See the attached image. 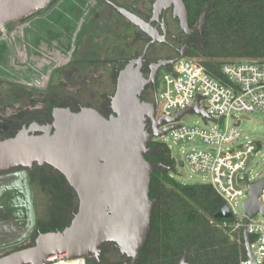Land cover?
I'll use <instances>...</instances> for the list:
<instances>
[{"label":"water","instance_id":"water-1","mask_svg":"<svg viewBox=\"0 0 264 264\" xmlns=\"http://www.w3.org/2000/svg\"><path fill=\"white\" fill-rule=\"evenodd\" d=\"M52 1L0 0V30L32 17ZM171 5H174V18L187 32L182 0H156L152 21ZM209 6H205L198 19L200 29L205 25ZM129 19L155 39L149 25L135 17ZM177 59L158 67H168ZM140 64V59L131 61L118 72L115 91L109 97V116L104 117L92 108L72 112L69 108L55 107L50 124H32L0 140V175L33 165L48 166L65 179L78 202L67 227L39 234L34 245L2 256L0 264H52L58 258H85L96 264H110L100 257L104 245H113L126 264L138 262L150 231L152 209L160 204L149 198L151 174L158 169L172 170L145 159L157 153L150 150L149 144L172 129V124L183 115L205 116L191 108L154 121L157 95L154 104H148L140 100V94L155 75L152 73L149 79H144ZM148 119L153 121L151 130L146 127ZM262 191L264 179L248 187L247 199L241 205L248 219L264 217V206L259 202ZM214 219L231 220L232 214L224 206ZM243 239L246 256L251 259L246 234ZM180 264L188 263L182 258Z\"/></svg>","mask_w":264,"mask_h":264},{"label":"flooded vegetation","instance_id":"flooded-vegetation-1","mask_svg":"<svg viewBox=\"0 0 264 264\" xmlns=\"http://www.w3.org/2000/svg\"><path fill=\"white\" fill-rule=\"evenodd\" d=\"M155 1L53 0L46 9L32 17L6 26L4 29L10 31L8 35L0 32V43H6L12 53L7 69L0 64V71L5 75L0 74V81L11 79L22 88L32 90L45 86L47 90L52 75L60 72L64 74L66 71L76 73L81 68L86 69L88 66L90 69L96 65L98 62L90 61L93 59L92 52L87 54L85 49L89 47L91 50L97 42L101 58L99 66L102 67L103 75L99 76V83H95L96 93H87L85 84L90 79L82 81L72 85L76 88L75 92L65 95L59 104L72 112L86 107L104 117L109 116V97L115 91L118 72L129 62L138 59L141 60L140 73L144 79H149L152 73L155 75L154 80L143 88L140 100L154 104L155 95L158 96V75L163 69L158 66L180 55L186 57L189 53L197 54L204 47L202 34L205 28V25L199 28V15L196 24H188L187 32L183 31L174 18V5L162 10L152 21ZM129 17L149 25L155 33V39L138 28ZM84 97H88L89 101L84 100ZM158 118L156 110L154 121ZM50 123L51 115L42 116V119L24 122L20 129L32 124L45 126ZM146 127L151 130L153 121L148 119ZM38 168H48L59 174L48 166L33 165L28 169L0 175V183L5 182L7 186L9 180H18L14 188H8L0 195V249L14 252L31 247L38 235L43 234L36 223L38 212L33 185V172ZM72 196L76 202V212L78 202L73 191ZM112 246L101 247L102 260L108 257Z\"/></svg>","mask_w":264,"mask_h":264},{"label":"trees","instance_id":"trees-1","mask_svg":"<svg viewBox=\"0 0 264 264\" xmlns=\"http://www.w3.org/2000/svg\"><path fill=\"white\" fill-rule=\"evenodd\" d=\"M183 1L189 26L210 4L202 34L204 47L195 54L207 71L217 72L228 62H264V0ZM11 58L7 44L0 43V64L7 69ZM149 148L157 152L145 157L150 164L174 167L164 144L151 142ZM149 198L160 204L152 209L150 231L136 264H180L182 258L188 264H239L246 259L237 239L215 225L219 221L214 215L225 203L210 186L182 185L169 171L158 169L151 174Z\"/></svg>","mask_w":264,"mask_h":264},{"label":"built area","instance_id":"built-area-1","mask_svg":"<svg viewBox=\"0 0 264 264\" xmlns=\"http://www.w3.org/2000/svg\"><path fill=\"white\" fill-rule=\"evenodd\" d=\"M4 30L0 32L4 33ZM160 103L164 105L163 114L158 113ZM191 108L205 114L203 117L193 113L201 116L204 122L216 123L214 118L219 119V124L225 122L224 128L185 127L179 126L177 121L172 124V129L151 142L162 143L168 148L164 139L167 136L174 143H202L208 146L207 150H191L186 159L195 173L208 177V184L205 185L213 189L232 214L231 220H220L215 225L223 232L233 234L243 248V235L246 234L251 259L246 256L239 264H264V222L252 221L256 217L248 219L245 215L240 221L235 214L238 202L241 200L243 203L247 199L248 187L263 180L259 176L249 178V168L261 152L263 143L245 141L247 137L239 131L235 116L237 113L255 112L264 115V62L244 60L223 63L216 72L207 71L190 58L177 59L165 67L161 76L156 101L157 116L174 117ZM241 183L246 184L244 190L240 188ZM259 202L264 206V191ZM52 264L96 263L85 258H58ZM115 264H126V261Z\"/></svg>","mask_w":264,"mask_h":264},{"label":"rangeland","instance_id":"rangeland-1","mask_svg":"<svg viewBox=\"0 0 264 264\" xmlns=\"http://www.w3.org/2000/svg\"><path fill=\"white\" fill-rule=\"evenodd\" d=\"M174 26V25H173ZM10 33L5 30V36ZM1 34V33H0ZM3 34V33H2ZM97 44V46H96ZM99 43L92 45V51L89 47L85 49L87 54L92 52V62H98L92 65L89 69L81 68L76 73L54 74L51 76L49 85L46 87L39 86L36 89L29 90L15 84L11 79L0 81V138L9 135L13 136L24 122H32L36 119H42V116H50L51 111L55 107H63L59 104L65 98V95L74 93L76 88L72 85L86 82L87 93H96V84L99 83L102 73L101 58L99 56ZM98 50V51H97ZM191 60L197 64L203 59L191 53ZM85 61V60H84ZM105 68V66H104ZM69 73V74H68ZM165 73L163 68L158 75V93L160 92L161 76ZM2 76L4 74L0 73ZM68 74V75H67ZM73 74V75H72ZM89 74V75H88ZM5 76V75H4ZM96 78V79H95ZM68 84V85H65ZM91 88V89H90ZM45 89V90H44ZM92 90V91H90ZM89 99L84 97V100ZM89 101V100H87ZM165 112L164 105L160 103L158 113ZM236 121L238 129L243 137H247L245 141H260L263 143V148L254 163L249 168V178L259 176L264 179V115L258 112L255 113H237ZM215 122H204L203 118L197 114H185L178 122L179 126H199L208 130L217 127L223 129L225 122L217 123L219 119L214 118ZM170 154L175 161V165L171 170V177L182 185H205L208 184V177L203 173H195L187 162L186 154L191 150H207L208 146L202 143H174L171 138L165 137ZM183 164V166H179ZM16 178L9 180L7 186L5 182L0 183V195L8 188L12 189L17 185ZM33 185L35 191V203L38 212L36 223L40 226L41 233L57 232L63 230L69 225L75 213V199L72 196V191L65 183L64 178L48 168H38L33 172ZM240 188H246L245 183L240 184ZM242 201L240 200L236 206L235 214L240 221L244 219L242 210ZM252 221L264 222V217L257 215ZM234 240L233 234L227 233ZM29 244V243H28ZM27 244V245H28ZM113 247V246H112ZM12 252L11 249H0V257ZM109 263H117L125 261L121 258L116 248H109V255L105 259Z\"/></svg>","mask_w":264,"mask_h":264}]
</instances>
